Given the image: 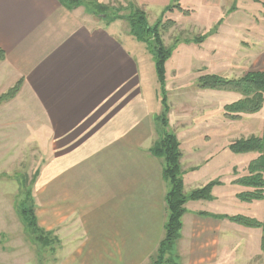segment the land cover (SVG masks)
Segmentation results:
<instances>
[{
	"label": "crops",
	"instance_id": "obj_1",
	"mask_svg": "<svg viewBox=\"0 0 264 264\" xmlns=\"http://www.w3.org/2000/svg\"><path fill=\"white\" fill-rule=\"evenodd\" d=\"M171 1L135 0L146 14L161 10L159 17ZM260 6L257 3L255 9L263 12L261 20L252 21V15L236 8L238 19L224 30L222 75L228 78L264 69ZM79 9L69 10L59 0H0V47L6 52L0 62V94L22 80L18 93L0 103V264H31L22 260L28 258L25 253L39 251L31 240L24 246L16 228L7 222L18 219L14 203L22 198L19 189L38 171L40 147L48 164H53L50 179L63 194L53 193L45 202L32 195L37 221L40 216L57 221L68 212L62 222L83 215V228L95 236L93 243L69 244V249L61 245L69 253L60 260L53 258L51 264H151L164 237L139 248L130 239L134 233L148 236L160 217L163 221L165 210L168 218L164 161L150 153L154 136L138 92L134 38L119 31L120 20L90 24ZM186 45L192 47L194 42ZM182 117H189L194 130L181 133L186 122H179L183 129L175 134L184 192L216 179L221 184L212 188L211 200L185 204L180 237L172 250L176 261L264 264L263 229L217 217L243 214L264 221V199L241 201L236 195L246 187L233 183L257 153L234 154L228 148L234 141L229 138L231 122L239 124L237 135L240 126L244 129L240 138L264 134V106L237 121L223 120L219 128L218 121H214L217 126L210 125L198 115ZM43 203L47 206L39 209ZM79 203L81 215L75 216ZM54 225L40 227L55 234ZM6 234H16L13 244L3 245Z\"/></svg>",
	"mask_w": 264,
	"mask_h": 264
},
{
	"label": "rangeland",
	"instance_id": "obj_2",
	"mask_svg": "<svg viewBox=\"0 0 264 264\" xmlns=\"http://www.w3.org/2000/svg\"><path fill=\"white\" fill-rule=\"evenodd\" d=\"M88 1H89L88 4L91 2H95V3L98 2L105 5L108 8L106 12H103L104 15L99 16L88 12V9L85 8L87 6L86 5L87 2H85V0L79 6L80 7L79 11L82 13L83 17L84 16L87 17V19L91 21L90 24H94V25L96 23L101 24L100 21L106 23L105 20L112 19L113 18L112 15L115 14L116 11L119 9H121L119 11V14L127 13L129 10L128 8L129 3L134 4V6L137 5L135 0H88ZM179 2L183 8L189 9L191 11L190 15L193 16L192 17L190 15L185 16L181 12L174 10L172 11L173 13L165 12L161 17L162 22L167 21V19L173 20L172 17H175L174 19L175 24L168 30L160 33L162 41L163 42L165 41V44L172 49V54H171L172 57L170 56L171 60L170 62H168L167 71L165 69V74H164V89L166 91V97H167L166 102L168 105V111L165 115L167 119V130L177 135L180 134V132L183 129L182 127L179 126V122H186V125H184L185 129H183V132L181 133L187 131H194L191 129L193 126L190 125L191 122L188 123L190 121L187 120L189 117L181 118V116L184 115H188V116H192V114H194V116L198 115L201 117L200 118L201 121L205 120L206 122H209L210 125L214 123V125L217 126V124L214 121L216 122L218 121L219 122V125L217 126L218 128L220 127L221 122L223 120L224 123H227V121H237V120H229L224 116L223 106L225 104L232 103L237 99L241 98L242 96L238 92L228 91V92H234L231 94H225L222 92V90H212L214 92H211L210 89L199 88L197 86L196 81L199 75L205 73H216L218 75L224 76L222 75L223 73V60H222L223 40L222 39H223L224 30L229 28L231 22L238 19V15L240 14V12H235L236 8H239L241 10V13L245 11L246 15L248 16L252 15L253 16L251 17L252 21L258 20L256 18H259V20H261L260 19L261 17H259V15L261 16L263 15V12H261V10L255 9V6H257L258 2L255 3L256 1L254 0H179ZM262 7L264 8V6ZM109 10H114V11L109 12ZM160 12L161 10L160 11L156 10L154 12L151 11L147 12L146 16L148 23L150 25H152L155 21H157L160 18L158 15ZM170 13L172 15H170ZM105 15H106V19H105ZM119 20H120L119 21L120 25L118 27L119 31L128 32L129 27L127 21L124 19H119ZM113 21L115 20L112 19V21H110L109 23ZM200 35H206V38L202 43H194L192 47L186 45V43H188V45L192 43V39ZM185 40H187V42ZM134 43H135L134 46L132 47L130 46V47L134 48L135 62H137L138 64V72H137L138 92L142 97V99L145 101L144 106L146 107L148 113L146 120H148L149 128L153 133L154 136L153 143H154L161 135V128L158 125L160 119L159 121H157V116L162 111L161 87L158 82L156 70H155L156 54L151 53L152 47L154 46L152 42L149 41V43L146 44L145 42H138L134 39ZM235 76L236 75H231V77H235ZM207 116L209 117V119L206 118ZM192 122L194 121L192 120ZM238 125L239 124L231 122V130H232L231 134L235 135V137H231L232 135H230L229 138H231V140H235L237 138L244 136V129L241 126L239 127L240 129L239 135H237V133L235 132V126ZM225 129H227V126L225 127ZM240 157L241 156H239V158ZM37 158L39 164L38 167L39 174L34 179L35 185L31 183L32 184L30 190L31 196L35 195V197H37L40 201L43 202L46 201L47 196L52 195L53 193H55V195L59 194L62 196L63 194L62 187L60 185L57 187L56 183L53 185V181L52 179H50V177H52L54 170L53 164L52 162L48 164L47 156H45V150L41 149V147L39 149V155L37 156ZM250 161H248V164ZM36 166H37L36 163H33L32 169L34 170ZM247 166L244 172L241 175L237 176L236 178L248 174ZM26 168L28 170L30 166L29 168L28 167ZM33 174L32 177L34 176ZM28 180L29 178H27V181ZM22 191L23 188H20L18 191L19 194H21ZM81 205L82 204L80 203L75 205L76 211L73 213V215L75 216L79 215L78 212L80 211ZM46 206L47 205L45 203L38 205L39 209L41 207H46ZM14 209L17 216L18 209L16 203H14ZM68 214L69 212L67 213V215ZM63 215L65 216L66 213L62 214L60 219H58L57 221L56 220L47 221V217L40 216V220H38L37 222L39 226H42L43 228L51 225L52 222H55L54 225L55 234L49 231V233H51L52 235L50 236L52 239H51V244L48 246H51L52 248L46 246L47 247L46 249L45 246H41L37 242H32V243H37L39 247V251L37 252L33 251V255L24 252L28 256V258L23 257L22 260H28V262L31 264H36V262H38V264H51L53 258L54 259L58 258L60 260L64 255H67L69 253L63 251L61 245L65 246L66 249H69L68 248L69 244H74V243L87 244L94 242L95 236H93L91 233L87 234L88 231H86V228H83L85 225L84 224L85 216L80 214L81 215L80 219H74L71 217V220L68 219L62 222ZM166 221H167V211L165 210L163 221H161V217H160L157 225L154 224L152 226L151 232L149 233L150 235L148 234V236L146 237L144 236V238H142L140 235H137L136 233H134L133 235L131 234V238H130L131 243L138 246V248L141 245L148 247L149 244H152L154 239L162 238L164 236V224ZM7 223L11 227L16 228L17 236L16 234H14L13 236L9 237L8 234H6L7 239H4L5 237H3L2 240L3 245H7L8 243L13 244L14 243L13 239H15L16 236L17 238L22 239L21 242H23L24 246L25 245L28 246L30 244V241L28 240L30 239L24 230V226L19 218V215H18V219L16 218L12 221H8ZM81 233H83V235L80 236ZM9 238H11L12 242H8ZM89 238H91V240H88ZM16 242H18V239ZM53 245H54V249H53ZM154 253L151 256V264H154L155 261L157 260L158 254L156 252V254L154 255ZM170 259H174V254L170 255L169 253H166L164 254L163 258L160 257V264H173V260Z\"/></svg>",
	"mask_w": 264,
	"mask_h": 264
},
{
	"label": "trees",
	"instance_id": "obj_3",
	"mask_svg": "<svg viewBox=\"0 0 264 264\" xmlns=\"http://www.w3.org/2000/svg\"><path fill=\"white\" fill-rule=\"evenodd\" d=\"M264 6V0H254ZM59 2L67 9L78 8L84 0H59ZM85 7L88 12L102 16L103 12L108 9L105 5L98 2H91ZM91 6V8H90ZM128 12L119 14V10L112 15L113 20L124 19L129 27V35L138 42L146 44L152 42V52L156 54L155 70L158 82L161 87V104L162 111L157 116L158 125L161 128L160 137L153 143L150 153L153 156L163 159L162 178L168 184V190L165 194V202L168 209V218L164 224L165 234L160 240L157 248V260L154 264H160V257L164 254L172 252L176 240L180 237L182 227V215L185 212V204L190 200H211L212 188L220 185L219 180H212L205 185L195 188L188 193L183 189V173L181 169L180 144L175 133L167 130L166 113L168 105L166 102V91L164 89L165 63L172 54V49L165 46L160 33L171 28L175 21L167 19L162 22L161 17L165 12L179 11L185 16L190 15L191 11L181 6L179 0H172L171 4L165 7L160 18L152 25L148 23L146 13L137 5L129 3ZM115 10V9H114ZM114 10H109L112 12ZM106 19V15H105ZM112 19L105 20L108 24ZM149 38V41H148ZM206 35H200L192 39L194 43H202ZM187 42V40H185ZM6 52L0 47V62L5 60ZM197 86L201 89L222 90L238 92L242 97L236 101L225 104L223 106L224 116L229 120H238L244 114H252L258 112L264 105V69L249 71L238 78H227L216 73L201 74L197 78ZM22 80H18L14 86L6 92L0 94V103L12 99L20 90ZM229 150L234 154L256 152L257 157L251 160L247 166L248 174L236 178L233 183L246 187L245 190L237 193L236 197L241 201L250 202L253 200L264 199V134L262 136L251 135L245 138H239L232 141ZM36 171L29 185L23 186L21 193L22 198L17 203L18 215L24 226V230L33 242L39 243L41 246L51 244V233L42 229L35 215L34 203L31 196L32 182L37 176ZM25 188V189H24ZM217 216V215H215ZM217 217L227 218L230 221L242 224L248 227H261L264 231V221L248 217L243 214L218 215ZM173 264H180L176 261L175 255Z\"/></svg>",
	"mask_w": 264,
	"mask_h": 264
}]
</instances>
